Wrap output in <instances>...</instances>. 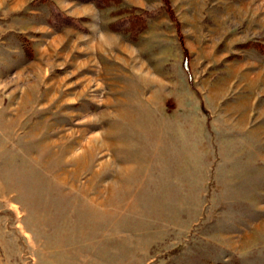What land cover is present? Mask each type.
Listing matches in <instances>:
<instances>
[{"label": "rangeland", "instance_id": "1", "mask_svg": "<svg viewBox=\"0 0 264 264\" xmlns=\"http://www.w3.org/2000/svg\"><path fill=\"white\" fill-rule=\"evenodd\" d=\"M0 264H264V0H0Z\"/></svg>", "mask_w": 264, "mask_h": 264}]
</instances>
